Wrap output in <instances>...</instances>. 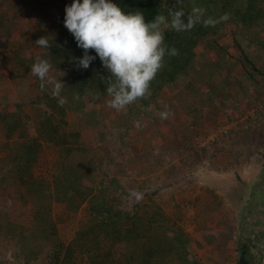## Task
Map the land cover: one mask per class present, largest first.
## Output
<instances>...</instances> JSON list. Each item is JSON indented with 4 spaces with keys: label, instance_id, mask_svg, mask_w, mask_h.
Listing matches in <instances>:
<instances>
[{
    "label": "rangeland",
    "instance_id": "rangeland-1",
    "mask_svg": "<svg viewBox=\"0 0 264 264\" xmlns=\"http://www.w3.org/2000/svg\"><path fill=\"white\" fill-rule=\"evenodd\" d=\"M5 1H0V159L13 153V143L21 137L20 128L7 136L4 124H14L15 120L1 117L13 114L21 119L18 120L24 128L23 136L38 137L40 150L27 174L28 182L34 184L30 187L19 181L11 166L0 161V264L21 262L16 258L21 249L30 253V264H47L52 243L68 245L78 231L91 223L89 198L82 203L77 201L76 209L57 201L55 177L63 168L74 169L72 173L79 177L81 190L90 191L89 196L96 200L158 220V228L152 233L153 246L148 248L154 249L164 235L171 237L182 232L188 240L187 253L167 247L161 250L163 264H185L183 257L187 264H228L229 260L238 264L242 256L243 260L246 257L245 264H264V219L196 222L187 220V214L170 215L169 210L166 213L150 199L165 184L184 185L190 177H195L198 185L208 186L209 196L220 197L232 186L230 195L242 197V188L264 170V28L252 31L263 44L256 46L249 43L250 37L241 35L239 28L222 24L216 35H207L199 42L191 75L165 87L156 104L126 121V110L117 112L108 106L109 96L90 92L77 101L64 95L63 106L50 112L37 93L38 79L31 74V66L36 57L47 59L48 55L47 49L37 47L35 41L49 36L51 42L64 29L65 4L72 0H25L20 8L11 3L13 0ZM239 46L258 73L244 62ZM50 75L57 80L60 73L52 67ZM248 75H252V82ZM166 110L169 115L162 118L160 113ZM251 111L258 116L256 124L242 121ZM42 112L52 115L51 122L66 135V143L55 146L44 141L40 134ZM229 124L234 127L228 135L208 141L211 134ZM70 134H78L77 139ZM182 137L185 139L181 144ZM116 140L121 142L129 160L138 162L134 166L136 188L126 160L119 159L121 162L113 165ZM228 147L235 154L243 151L240 155L247 162L244 172L223 170L226 161L232 163L223 154ZM141 160L149 163L146 172L141 169ZM199 161L209 173L189 171L190 165ZM155 174L163 176L157 180L160 185L153 183ZM244 192L246 195L248 190ZM37 209L42 211L40 223L33 218ZM45 218L54 225L53 234L49 224L42 222ZM219 223L224 226L219 227ZM10 228L13 235L6 233ZM239 230L245 232L237 233ZM218 232L219 236L214 235ZM120 248L121 245L114 248L117 256ZM138 249L139 245L133 250ZM83 256L75 252V263L87 264L85 260L81 262ZM22 259H26L24 254Z\"/></svg>",
    "mask_w": 264,
    "mask_h": 264
},
{
    "label": "trees",
    "instance_id": "trees-1",
    "mask_svg": "<svg viewBox=\"0 0 264 264\" xmlns=\"http://www.w3.org/2000/svg\"><path fill=\"white\" fill-rule=\"evenodd\" d=\"M113 2L117 3L125 12L141 10L146 21L154 19L156 15L166 17L168 25L162 26L165 43L170 48H176L179 53L176 56L165 58L163 70L151 83V96L130 105L125 111L126 121H131V117H139L141 111L143 112L148 107H152V104H156L165 87L185 81V78L191 75L190 70L196 64L195 49L199 42L207 35H216L222 24L230 23L239 28L243 31L242 36L250 37L249 43L251 42L256 46L263 45L257 36L252 35V31L264 28V0H113ZM67 5L70 4H65V7ZM178 14L179 21L183 26V30L180 31L171 27L172 21ZM225 14L228 18L222 19ZM51 43V49H47V59L52 67L60 73L59 78L65 85L59 96H56L53 94V84H46L45 88L41 89L40 81L37 78V93L46 101L50 112L60 108L59 98H63L64 95L72 96L77 101L81 100L82 95H87L90 92L103 95V97L108 96L105 91V83L102 80V76H106L107 73L98 57L88 69H78L72 58L82 57L83 50L77 47L74 37L65 27L53 38ZM238 49L244 62L258 73L254 62L247 58L242 47L239 46ZM90 54L95 55L94 52H90ZM248 77L249 81L252 82V75H248ZM42 116L44 118L40 121V134L43 135L44 141L55 146L66 143V135L63 132L60 133L58 126L55 127L52 124V115L48 112H42ZM6 117L1 118L8 120L9 117H12V120H15L14 124H8V122L4 124L7 136L10 137L20 128L18 135L21 137L14 141L13 153L7 158L0 159V161L4 165L11 166L10 169L17 173L22 184H27L29 187L33 186L34 184L28 182L27 174L32 164L37 160L40 150L39 139L38 137L23 136L24 128L19 117L14 114ZM134 134L136 135V132ZM70 135L75 139L78 137V134ZM137 136L140 138L139 132H137ZM133 141L135 142V140ZM114 143L119 148L115 147L113 150V165L121 162L119 159H128L127 152L121 148V142L116 140ZM66 151L68 153L67 148ZM72 170L63 168L60 174L56 175V199L66 203L69 208L72 205L76 209L77 201L82 203L89 198V212L92 221L86 228L78 231L68 245L52 243L54 245L49 251L47 264H76L75 252L83 254L84 258L81 262L85 260L87 264H139V261H141L140 264H163L161 250H167V247L175 251L178 248L179 253L182 252L183 255L187 253L188 240L182 232L174 233L171 237L164 235L163 239L154 244V249L148 248L153 246L152 233L155 228H158V220L153 217L145 219L136 212L130 213L115 209L103 200L98 201L95 196H89L90 191L81 190L79 177L73 174ZM157 211L159 214L161 213L159 208ZM33 218L40 223L42 211L40 209L35 210ZM42 222L49 224L50 233L53 234L54 225L46 218ZM1 231L2 228L0 227ZM6 233L13 235L14 232L10 228L7 229ZM118 245H121L119 256L114 250ZM138 245L140 248L138 250L143 251L142 253L133 250L137 249ZM25 252L24 249L20 250V254L16 258L20 259L21 262L15 264H30L31 257H28L30 253L25 254ZM23 254L26 257L25 260L22 259ZM182 259L185 264L188 263L184 257Z\"/></svg>",
    "mask_w": 264,
    "mask_h": 264
},
{
    "label": "clouds",
    "instance_id": "clouds-1",
    "mask_svg": "<svg viewBox=\"0 0 264 264\" xmlns=\"http://www.w3.org/2000/svg\"><path fill=\"white\" fill-rule=\"evenodd\" d=\"M225 16L222 19H227ZM64 27L74 37L82 57L72 60L78 69H88L98 57L107 75L102 76L105 91L110 100L107 104L117 112L151 96V83L165 66V58L178 55V50L165 43L162 26L168 25L163 15L146 21L141 10L125 12L113 0H72L65 7ZM171 27L183 30L179 14ZM42 49H51L49 36L35 41ZM94 52L95 55H91ZM52 64L48 59L36 57L31 74L40 81L41 89L53 84V94L59 96L64 87L61 80L51 75ZM65 99L60 97L63 106ZM169 112L160 113L167 118Z\"/></svg>",
    "mask_w": 264,
    "mask_h": 264
},
{
    "label": "crops",
    "instance_id": "crops-1",
    "mask_svg": "<svg viewBox=\"0 0 264 264\" xmlns=\"http://www.w3.org/2000/svg\"><path fill=\"white\" fill-rule=\"evenodd\" d=\"M0 1L1 3H4V4L6 2L5 0H0ZM13 1L14 2H11L10 0L11 3L15 4L16 8H20L22 3H24L25 0H21V1L13 0ZM25 4L26 3H24V5ZM27 11H30V6H28ZM178 136L180 137L182 136V134L179 133ZM184 139L185 138L182 137L180 139V143ZM136 143H141V142H136ZM202 145L204 146V143H202ZM224 151H223V154H225L226 160L229 159V161H232V163H229V164L227 161L225 162V168H223V170L227 171L225 173H228L232 171L233 169L238 172H244L246 170L245 168H246L247 162L245 160V156L243 154L240 155V153L243 151H238L237 154H235V152L230 147H228ZM179 152L180 151H178V153ZM136 163L138 162L133 161L132 159L129 160V158L126 159V165L129 168H131V170H129V174H131L133 177L131 179L133 187H135L134 166ZM139 164L141 166V169L144 172H146L144 169L146 166L149 165V163H144V161L141 160ZM253 166L256 167L255 164ZM181 168L184 169V167H181ZM151 169H154V168L151 167ZM154 171L157 172L158 170L155 169ZM189 171L192 174L194 172L205 174L206 171L209 173V171L204 165L202 167V162L200 161L199 163L190 165ZM164 172H166V170H164ZM217 173H219V171H217ZM257 173L258 174L255 175L252 178V180L249 181L248 185L245 188H242L243 189L242 191L244 193L242 197H236V196L230 195L232 186L230 187L231 189L225 190V193H223V195L220 197L209 196L206 192V190L209 187L205 185L203 186L198 185L197 180L194 179L195 177H190V181L187 180L186 182L188 183H185L184 185H182L183 182H180L178 184L174 183L172 185L165 184L164 186H162V188L160 187L161 189L157 191L154 194V196L150 199L152 202H155L166 213H168V210H169L170 215L177 216L179 214H187V218H186L187 220L191 219V220H195L196 222L219 221V222L225 223V222H231V221H243L244 222L245 220L258 222L264 219V176H263L264 170H260ZM163 176H164V173H163ZM163 176H159L156 174L153 175L152 176L153 183L155 182L157 185H160V183H158L157 180L158 178H161ZM227 177H228V174H227ZM147 178H150V176L148 175ZM201 181L205 182V180H201ZM244 190H248V193L246 195H245ZM218 226L220 227L221 224L219 223ZM241 232L244 233L245 230H242V231L239 230V232L237 233H241ZM214 235L219 236V232L215 233ZM232 263L233 261L229 260L228 264H232Z\"/></svg>",
    "mask_w": 264,
    "mask_h": 264
},
{
    "label": "built area",
    "instance_id": "built-area-1",
    "mask_svg": "<svg viewBox=\"0 0 264 264\" xmlns=\"http://www.w3.org/2000/svg\"><path fill=\"white\" fill-rule=\"evenodd\" d=\"M257 114L255 111H251L249 112L243 119L242 121L248 120L249 122H252L253 124L257 123ZM234 127V124H229L225 127H222L218 132H215L213 134H211V136L209 137L208 141H215L218 140L219 137H224L226 135H228L229 131Z\"/></svg>",
    "mask_w": 264,
    "mask_h": 264
},
{
    "label": "water",
    "instance_id": "water-1",
    "mask_svg": "<svg viewBox=\"0 0 264 264\" xmlns=\"http://www.w3.org/2000/svg\"><path fill=\"white\" fill-rule=\"evenodd\" d=\"M238 264H245V261L243 260V256L240 257L239 261H238Z\"/></svg>",
    "mask_w": 264,
    "mask_h": 264
}]
</instances>
